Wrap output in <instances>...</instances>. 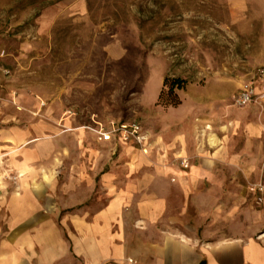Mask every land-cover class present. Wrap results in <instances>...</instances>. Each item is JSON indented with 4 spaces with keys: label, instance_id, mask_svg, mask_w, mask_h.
Listing matches in <instances>:
<instances>
[{
    "label": "crops",
    "instance_id": "crops-1",
    "mask_svg": "<svg viewBox=\"0 0 264 264\" xmlns=\"http://www.w3.org/2000/svg\"><path fill=\"white\" fill-rule=\"evenodd\" d=\"M225 96L163 110L157 135L140 124L149 154L88 129L129 122L93 120L71 132L112 150L67 151L63 169L38 165L34 118L0 128V264H264V195L248 189L264 186V116Z\"/></svg>",
    "mask_w": 264,
    "mask_h": 264
},
{
    "label": "rangeland",
    "instance_id": "rangeland-1",
    "mask_svg": "<svg viewBox=\"0 0 264 264\" xmlns=\"http://www.w3.org/2000/svg\"><path fill=\"white\" fill-rule=\"evenodd\" d=\"M258 66L264 0H0V128L34 118L51 156L41 167L63 169L70 150L111 151L71 132L93 120L157 135L171 107L158 103L165 79L186 81L181 103L218 88L235 106L242 75ZM254 106L261 122L264 103ZM259 188L248 185L261 204Z\"/></svg>",
    "mask_w": 264,
    "mask_h": 264
},
{
    "label": "built area",
    "instance_id": "built-area-1",
    "mask_svg": "<svg viewBox=\"0 0 264 264\" xmlns=\"http://www.w3.org/2000/svg\"><path fill=\"white\" fill-rule=\"evenodd\" d=\"M264 103V66L256 68L242 85L238 94L234 97V105L238 108H245L250 105H262ZM96 127L88 128L93 132L100 142L111 141L116 138L125 144L137 145L145 154L148 153V138L138 122L119 123L112 121L105 126L96 123ZM183 169L189 168V162L180 159ZM264 192V188H259ZM262 201V199H261Z\"/></svg>",
    "mask_w": 264,
    "mask_h": 264
},
{
    "label": "trees",
    "instance_id": "trees-1",
    "mask_svg": "<svg viewBox=\"0 0 264 264\" xmlns=\"http://www.w3.org/2000/svg\"><path fill=\"white\" fill-rule=\"evenodd\" d=\"M186 81L181 79L169 80L165 79L164 87L169 88L168 91L163 89L160 93L158 103L163 104L165 107H177L181 104V100L177 91H181L185 88Z\"/></svg>",
    "mask_w": 264,
    "mask_h": 264
}]
</instances>
